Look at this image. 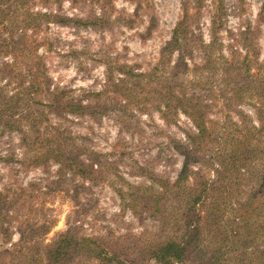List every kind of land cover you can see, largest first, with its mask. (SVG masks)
<instances>
[{"label":"rangeland","instance_id":"obj_1","mask_svg":"<svg viewBox=\"0 0 264 264\" xmlns=\"http://www.w3.org/2000/svg\"><path fill=\"white\" fill-rule=\"evenodd\" d=\"M262 1L111 0L105 4L104 0H62L47 5L32 1L35 4L28 13L18 18L32 20L26 22L30 26L25 37L37 57L28 53L20 57L16 69H10L13 57L0 55V87L8 96L32 82H46L45 91L34 99L36 103H30L27 117L22 118L21 108L13 110L20 117L27 145L21 142L19 131L5 130L0 123V252L12 250L20 230L30 234L33 227L37 232L31 246L69 231L78 237L118 242L133 254L139 245L161 236L163 220L149 214L148 198L160 194L156 207L168 217L189 194L195 171L202 173V182L213 189L212 194L220 190L222 182L229 181L227 186L232 187V173L227 179L217 173L214 153L220 144L205 142L196 148L188 139L196 132L191 119L180 106L172 112L164 105L174 103L175 95L194 96L204 106L205 121L217 125L213 137L221 138L218 131L223 129L235 133L243 121L247 126H259L257 109L264 106L252 99L231 104L230 91H221L218 72L211 81L213 91H220L212 94L202 86L201 82L209 80V71L199 69L202 53L198 47L201 42L209 43L210 21L215 18L220 28L213 51L220 61L221 56L229 59L234 53L262 62L264 28L257 23ZM55 14L70 21L56 23L49 18ZM72 19L95 25L76 26ZM180 22L187 44L185 54L192 50L190 58L184 59L191 71L175 74L172 67L178 53L162 50ZM16 32L15 38H20L17 35L22 31ZM26 65L40 74H28ZM172 89L177 92L172 94ZM56 91L108 108L94 116L57 113L48 95ZM120 91H125L127 100L118 104L124 94ZM260 112L264 119V111ZM32 124L43 137L41 149L60 145L94 173L81 176L45 158L35 164L33 153L39 142H34L37 133H33ZM259 139L264 150V134ZM221 142L225 148L232 145ZM46 226L50 230L43 236ZM11 259L0 255V264ZM130 259H135V254ZM73 264L100 263L80 260Z\"/></svg>","mask_w":264,"mask_h":264},{"label":"trees","instance_id":"obj_2","mask_svg":"<svg viewBox=\"0 0 264 264\" xmlns=\"http://www.w3.org/2000/svg\"><path fill=\"white\" fill-rule=\"evenodd\" d=\"M32 1L47 5L60 3L62 0H0V38H2L0 55L9 54L13 57L12 63L8 66L10 69H16L17 62L22 61L20 57L28 53L37 57L34 48H30L25 37V32L30 26V23L26 25V22L32 20L18 18L28 13L30 7L35 4ZM104 2L107 4L111 0ZM49 18L64 25L70 21L67 17L56 14ZM71 22L76 26L95 25V22L80 19H72ZM257 23L264 28V0L257 15ZM182 24L183 22H180L176 25L171 41L162 50L167 53L174 51L178 53L172 67L175 74H180L183 70L191 71L184 59L190 58L192 50L190 49L188 55L185 54L187 44L185 39H182ZM216 24L217 20L212 18L209 43L201 42L198 47L202 53L199 69L209 71L206 73L209 75V80L201 82L202 86H207L206 90L212 94L220 91H213L215 85L211 81L218 72L220 83L223 85L221 91H230L232 97L229 101L233 102L231 104L236 105L252 99L264 106V59L262 62L252 61L249 55L239 58L240 54L232 53L229 59L221 56L223 59L221 63L219 56L213 51L220 28ZM17 30L22 31L17 35L20 38H15ZM251 64L255 66L251 67ZM25 69L34 77L40 74L39 70L32 66L26 65ZM44 85L46 82H32L12 96H8L3 87H0L1 126L5 130L19 131L22 134L21 142L25 145L28 143L26 135L21 131L22 127L18 120L20 117H16L13 110L21 108L24 115L22 118L27 117L31 108L30 103H36L34 99L37 94H41ZM171 91L172 94L177 92L176 89ZM123 93L119 97L118 104L127 100L125 91ZM178 93L180 94L179 91ZM48 95L52 101V110L57 113L94 116L106 112L108 108L105 105L99 107L94 102L83 100L82 97H66L64 91H56ZM198 101L194 96L185 97L180 94L175 95L174 103L166 102L164 106L172 112L180 106L182 112L191 119L196 132L188 139L193 145L196 143V148H201V143L205 142L222 146L216 147L214 153L217 160L215 164L220 171L217 173L222 179H227L228 173H232L235 179L232 181V187L227 186L229 181L222 182L220 190L212 194L213 189L209 190L208 185L202 182V173L191 172L194 177L189 194L186 195L182 205L177 209L174 208L168 217L161 215L156 207L159 206L160 194L148 198L146 208L149 214L163 220L160 222L161 236L156 241L139 245V249L133 253L135 259H130L133 254L125 252L118 242H110L106 238L96 236L78 237L69 231L57 233L48 243L41 241L37 243L39 246H31L33 235L37 232L33 227L30 234L20 230L18 243L10 251H1L0 255L7 254L12 257L8 264H73L80 260L97 261L100 264H138L148 261L158 264H264V150L260 147L259 139L264 134V119L260 112L264 111V108L257 109L260 120L258 127L250 123L247 126L243 121L242 128L237 127L235 133L227 134L224 129L218 131L221 134V138H218V136L213 137L217 134L215 133L218 130L217 125L205 121V112L202 111L204 106H200ZM242 116L249 119L245 114ZM31 127L33 133H37L34 142H39L37 151L33 153L35 164H39V160L45 158L81 176L88 177L94 173L93 169L88 171L89 166H84L72 158V151L63 149L60 145L41 149L44 143L43 137L38 129H34V124ZM236 134L238 136H235ZM221 141L231 142L232 145L225 148ZM242 170L243 173L240 172ZM29 226L25 229H29ZM164 228L167 229L168 234L164 232ZM49 230V226H46L43 236Z\"/></svg>","mask_w":264,"mask_h":264}]
</instances>
